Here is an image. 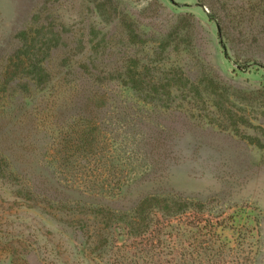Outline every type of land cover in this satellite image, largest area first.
<instances>
[{"label":"rangeland","instance_id":"obj_1","mask_svg":"<svg viewBox=\"0 0 264 264\" xmlns=\"http://www.w3.org/2000/svg\"><path fill=\"white\" fill-rule=\"evenodd\" d=\"M1 119L42 144L34 194L0 174V264H264V0H0ZM148 196L190 206L103 230Z\"/></svg>","mask_w":264,"mask_h":264},{"label":"trees","instance_id":"obj_2","mask_svg":"<svg viewBox=\"0 0 264 264\" xmlns=\"http://www.w3.org/2000/svg\"><path fill=\"white\" fill-rule=\"evenodd\" d=\"M32 75L33 76L24 83L23 87L38 89L41 91L53 81L46 65H41L37 70L32 71ZM10 82L11 81L7 79L5 80L4 85H8ZM16 86H19V83H17ZM129 87L132 88L131 86ZM2 124L3 119L0 120V125ZM14 140L15 139H0V174L4 173L10 177L13 176V178L19 179L18 182L13 184L16 186V189L20 186L21 191L29 189L27 193L34 194L35 189L34 191H31L27 182L29 184L28 180L30 178V180H33V185L35 183L37 172L34 170V167L37 164L36 158L38 156L36 150L42 142L37 139L31 141L30 139H19V141L11 143ZM104 140L105 139H88L87 142L86 139H78L76 146L82 148L84 145V148L88 147V156H95L94 150H96V153L102 152L98 147L106 143ZM249 140L252 142L251 139ZM2 141L5 142V146L2 145ZM28 142L31 144L28 145ZM252 144L259 147L262 146L258 141ZM76 146L74 149H76ZM27 147H30L29 153L27 152ZM46 148L48 149V147ZM49 150H51L50 147ZM49 157L48 154V158ZM52 178L55 180L53 175ZM26 186H28L27 189H25ZM54 186V184H49L47 190L49 192H54ZM22 199L24 198L22 197ZM182 203L183 204L177 202L170 203L164 197L148 196L132 205L129 209H125V211H110L99 207L101 212L104 213V218L107 217V219L105 218L106 223L105 229L103 228V230L108 231L109 229H113L116 225H121L125 236L128 238L136 237L142 233L147 234L149 232L148 225L155 218V214L162 212V217L170 220L174 213L181 212L184 206H190L186 200H183ZM164 229H166V227Z\"/></svg>","mask_w":264,"mask_h":264}]
</instances>
